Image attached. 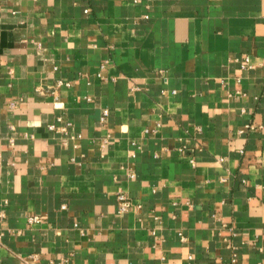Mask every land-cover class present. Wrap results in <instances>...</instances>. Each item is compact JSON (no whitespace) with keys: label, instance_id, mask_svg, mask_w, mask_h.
<instances>
[{"label":"crops","instance_id":"0c3cea01","mask_svg":"<svg viewBox=\"0 0 264 264\" xmlns=\"http://www.w3.org/2000/svg\"><path fill=\"white\" fill-rule=\"evenodd\" d=\"M0 264H264V0H0Z\"/></svg>","mask_w":264,"mask_h":264},{"label":"built area","instance_id":"2783aa9c","mask_svg":"<svg viewBox=\"0 0 264 264\" xmlns=\"http://www.w3.org/2000/svg\"><path fill=\"white\" fill-rule=\"evenodd\" d=\"M240 66L242 68H245V67H248V63L247 61L244 59V61H242L240 63ZM59 84H68L67 82L65 81H62V80H59L58 83ZM106 113V110H104V114ZM51 127L53 125H50ZM116 199H117V212L120 214V213H124V212H127L130 207L132 206V203L129 199V197L124 194L123 192H119L117 195H116ZM38 218L36 216H33L31 218H29L30 221H36Z\"/></svg>","mask_w":264,"mask_h":264}]
</instances>
